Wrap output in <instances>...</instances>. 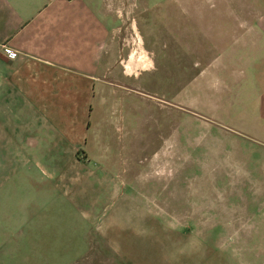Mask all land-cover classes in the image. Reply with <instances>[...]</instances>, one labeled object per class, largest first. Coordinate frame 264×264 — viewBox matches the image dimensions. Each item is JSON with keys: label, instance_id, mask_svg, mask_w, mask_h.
I'll return each instance as SVG.
<instances>
[{"label": "crops", "instance_id": "0c3cea01", "mask_svg": "<svg viewBox=\"0 0 264 264\" xmlns=\"http://www.w3.org/2000/svg\"><path fill=\"white\" fill-rule=\"evenodd\" d=\"M213 2L214 10L259 14L186 21V27L203 29L187 30L180 37L181 75L191 77L180 83L179 103L185 111L196 98L207 112L229 119L224 130L231 135L224 136L247 144L229 147V154L244 153L246 186L263 188L264 0ZM125 9V0H0V189L6 181L22 187L21 199L15 201L21 202L19 213L27 220L34 214H49L46 210L52 206L46 204H59L61 199L107 202L108 189L104 194L93 188L118 186V214H102L99 238L111 252L135 255L154 246L149 230L155 233L157 219H149L142 214L150 211L134 206L146 202L140 190L146 184L141 171L150 163L141 162L140 129L133 124L140 125L142 115L154 119L156 107L149 101L142 104L131 92L128 97L110 98L116 84L127 79L120 66L125 49L120 29L131 17V10ZM134 14L132 26L137 24ZM206 26L212 29L205 30ZM138 37L140 44L143 37ZM5 47L15 50L16 56L9 57ZM125 67L131 71L128 63ZM122 119L132 126L117 134ZM114 170L132 173L124 178L115 176ZM174 183L179 185L172 180L169 186ZM176 193L170 191V203L183 205ZM130 205L132 213L125 208ZM183 212V207L171 208L168 221L200 220L184 217L188 214ZM110 226L119 233L110 235ZM140 228L145 231L140 233ZM37 250L75 253L58 246ZM53 259L41 256L40 264H53ZM125 260L133 263L131 257ZM0 264L12 263L0 259Z\"/></svg>", "mask_w": 264, "mask_h": 264}, {"label": "rangeland", "instance_id": "374dc122", "mask_svg": "<svg viewBox=\"0 0 264 264\" xmlns=\"http://www.w3.org/2000/svg\"><path fill=\"white\" fill-rule=\"evenodd\" d=\"M213 4V0H125V10H131V17L120 29L125 49L119 64L127 79L116 84L117 91L110 92V98L128 97L126 93L131 92L142 104L149 101L156 107L154 119L146 120L142 115L140 125L133 124L134 129L138 126L140 129L141 162L150 163L141 171L146 184L140 190L146 202L134 206L150 211L152 214H142L149 219L156 217L155 233L149 230L154 246L146 253L128 255L111 252L102 244L101 216L118 214L115 207V199L121 192L118 186L100 191L93 188L104 194L108 189L107 202L79 201L77 197V202L71 203L61 199L59 204H46L52 206L46 210L49 214H34L23 220L19 213L22 204L15 201L21 199L22 187L6 181L0 189V259L12 264H40L41 256L48 260L54 257L53 264H264V187L246 186L245 154H229V147L247 144L224 136L231 135L224 130L229 119L207 112L196 98L191 109L185 111L179 103L180 83L191 77L188 73L181 75L180 37L187 30L203 29L186 27V21L202 18L210 22L218 16L255 18L259 14L256 10L218 11ZM133 14L137 19L135 26ZM138 34L144 41L140 44ZM127 63L131 71H127ZM144 63L148 64L142 68ZM119 126L116 133L123 134L132 124L122 119ZM155 148V155L144 154ZM112 173L126 178L132 172ZM172 180L179 185L174 183L170 187ZM171 190H176L175 198L183 199V205L170 203ZM131 205L125 207L127 212L132 213ZM181 207L183 214H188L184 217L200 220L168 221V211ZM173 214L178 217V213ZM117 230L116 226H110L107 231L115 236ZM56 246L75 253L37 252L40 247ZM126 257L133 258V263L126 261Z\"/></svg>", "mask_w": 264, "mask_h": 264}, {"label": "built area", "instance_id": "2783aa9c", "mask_svg": "<svg viewBox=\"0 0 264 264\" xmlns=\"http://www.w3.org/2000/svg\"><path fill=\"white\" fill-rule=\"evenodd\" d=\"M4 51L11 58H14L16 56V51L12 50L11 48L5 47Z\"/></svg>", "mask_w": 264, "mask_h": 264}, {"label": "bare ground", "instance_id": "6f19581e", "mask_svg": "<svg viewBox=\"0 0 264 264\" xmlns=\"http://www.w3.org/2000/svg\"><path fill=\"white\" fill-rule=\"evenodd\" d=\"M142 56V55H141ZM143 58V57H142ZM147 59V58H146ZM141 62V61H140ZM142 64V63H141ZM146 64H148V63H144L143 65H142V68H144L145 66H146Z\"/></svg>", "mask_w": 264, "mask_h": 264}]
</instances>
